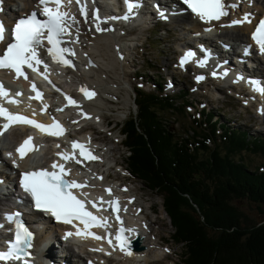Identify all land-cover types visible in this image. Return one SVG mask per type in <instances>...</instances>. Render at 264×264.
<instances>
[{"label": "trees", "instance_id": "trees-1", "mask_svg": "<svg viewBox=\"0 0 264 264\" xmlns=\"http://www.w3.org/2000/svg\"><path fill=\"white\" fill-rule=\"evenodd\" d=\"M154 83L156 92L133 89L136 113L119 127L126 169L160 196L173 228L169 239L181 246V263L264 264V218L251 223L234 203L264 205V172L230 156L240 151L264 156V139L225 124L215 135L210 112L193 117L189 134L178 137L162 115H183L187 96L160 94Z\"/></svg>", "mask_w": 264, "mask_h": 264}, {"label": "rangeland", "instance_id": "rangeland-1", "mask_svg": "<svg viewBox=\"0 0 264 264\" xmlns=\"http://www.w3.org/2000/svg\"><path fill=\"white\" fill-rule=\"evenodd\" d=\"M89 24L85 23V26ZM183 27H186V24L181 22L180 19L177 22H158L152 26L137 30L132 35H130V30L117 29V32L125 33L120 38L118 34L116 41L121 54L125 52L126 56L122 54V57L116 58V64L114 63L115 75L110 74L112 76V81L110 82H114L116 85L113 86V96H103L105 101L101 105L102 107L99 106V118L102 117L101 121L106 118L108 124L107 126H104L102 122H100L102 123L101 125L98 124L100 121L98 118L94 125L88 126L89 128L95 127V129L86 130L87 136L93 139L96 148L104 145L101 147L102 150L112 149V151L107 153L108 155L106 154V165L112 162L120 165V167L116 165L106 171L107 177H105L104 182L108 180H113L114 182L115 180L122 179L128 191L137 197L143 205L145 217L149 219H146L148 229L156 237L161 238L162 241L158 240L160 246L155 248V250L158 249L159 252H165L168 257L163 261L157 257L160 261L157 260L156 262H159L157 264H182L180 262L181 246L176 245L169 239L173 228L169 224L161 207V198L158 193L146 188L125 170L124 156L126 153L124 147L120 144L121 135L118 132V124L124 120L129 112H134L133 89L139 88L141 91L153 90V87L156 85L152 86L151 84H153V81H156L162 89L160 90L161 94L170 95L175 99L179 90L187 92L190 106L185 108V114L179 115L167 112L162 115L167 121L166 125H168L169 131H174L178 137L182 134H189V128L193 127L190 115L197 116V111L201 109L204 111L212 109L215 114L218 112L221 119L226 120L229 124L234 126L242 125L248 128V133L264 136L262 132L264 129V117H256L254 104L247 106L241 100L235 98L233 92L234 90L238 91L237 88L231 87L228 90L222 87L221 81H216V79L212 78L205 79L204 77L203 80L197 82L195 74L198 69L190 66L184 70H180L176 66V51L186 42H191L189 31L184 30ZM101 28L108 29L111 27H105L101 24ZM88 38L90 41L94 39L93 34H89ZM79 41L82 45H87V41L83 38H80ZM82 67L79 64L78 68ZM87 73L91 75L89 76L90 80L97 78L93 70L90 69ZM72 81V83L76 82ZM227 93L232 95H228ZM100 94L101 96L103 95L101 92ZM67 114L70 115V118L74 116L71 112ZM82 122L87 124L88 120L85 119ZM79 124L76 123L74 126H79ZM112 125L114 126L112 127ZM76 135L78 136V134ZM230 156L236 160H242L243 163L251 168L264 162L262 153L240 151L230 154ZM261 170H264V168H261ZM151 203L153 212H150L148 209V205ZM234 203L242 214L249 218L251 223L264 218V205H260L258 208L255 203L245 199L235 200ZM258 209H260L261 213ZM156 221L159 222L156 223ZM165 249H168V251H165ZM117 258L115 256V259L109 260L107 263L117 264Z\"/></svg>", "mask_w": 264, "mask_h": 264}, {"label": "snow or ice", "instance_id": "snow-or-ice-1", "mask_svg": "<svg viewBox=\"0 0 264 264\" xmlns=\"http://www.w3.org/2000/svg\"><path fill=\"white\" fill-rule=\"evenodd\" d=\"M129 11H132L135 7H139L138 3L130 2V0H125ZM182 2L187 6V8L197 16L203 22H211L213 20H219L221 17L228 15L227 7L224 0H182ZM71 3V0H68ZM80 3V0H77ZM64 5V0H38L36 8L39 10L31 12V14L26 17L18 19L11 31L6 28L4 23L0 21V44H3L9 37L11 42L7 43L6 47L0 50V70H8L15 74V78L23 77L28 79L25 72L22 70L24 66L36 71L35 65H41L44 62L39 59L40 49L52 57L54 62L62 63L64 66H71L69 60L63 59V54L70 51L67 48L61 47L62 37L65 34L70 35L68 31L70 25L67 23L68 19L71 18L73 21L74 17H70V14L62 10ZM235 7V5H232ZM81 15L87 16L86 6L81 5L80 7ZM162 19L167 17L161 11L159 13ZM44 17L41 19L40 17ZM94 19H98L96 14H93ZM115 19V17L111 18ZM249 14H245L240 20L232 21V25L249 23ZM99 25H97V31H104ZM210 30V29H209ZM251 39L258 46V50L261 55H264V18L260 19L255 30L251 34ZM47 41L49 47L44 48V41ZM193 53L187 52L184 57L181 58V66H183L188 58L192 56ZM198 66H203V62L199 63ZM45 71H47V65H44ZM226 74V73H225ZM215 76L216 73H213ZM203 76H197V82L203 80ZM238 79H243V77H238ZM252 85L254 91H260L264 94V85L257 86L256 82L249 81ZM32 90L36 91L35 85L32 86ZM82 92L85 93L87 98H91L94 93L87 92L86 89L82 88ZM16 95H21V93H16ZM37 97L41 94L37 91ZM8 91L5 89L2 82H0V99L7 98ZM69 102L75 105V101L71 100ZM9 102H16L14 100H9ZM46 107V106H45ZM62 111V109H58ZM0 116H3L8 123L3 127L7 129L13 123L24 122L29 125H35V127L42 130H46L45 126L40 125L33 120L26 117L20 116L18 114L10 113L2 105H0ZM54 126L59 128L58 132H49L50 135H61L64 129L59 126L58 123L54 121ZM2 134V133H0ZM32 137H28L19 147H17L16 152L19 154L20 158L23 159L27 152L36 150L35 148L28 147L29 142ZM59 147V146H58ZM73 148H80L81 155L85 156L88 160H95L97 157L91 155V153H85L84 145H80L77 142H72ZM11 156V153L8 154ZM57 155L68 162L69 160L74 161L76 164H80L81 160L77 159L75 156H70L67 153H58ZM13 166L18 167L15 160L12 161ZM53 171L47 169H39L35 171L22 172L20 174V187L22 190L31 198L33 202V207L42 212L49 213L57 221H61L65 224H73V221H79L84 227L83 229L77 228L75 233H66L65 239L73 234L78 236H83L85 238L92 237L96 240H107L111 245L112 240L109 239V234L106 233L105 236H99L90 229L93 227L107 229L109 227L107 221L108 217H98L89 211L85 204H92L93 208H97L99 211V204H107L109 208L112 209L114 213H118L120 210L118 207V201L113 199L110 201H104L103 197L98 198V201H91L87 199H80L72 191L73 189H82L87 187V182L81 184L75 180H69L65 177L71 172V169H66L64 164H57L53 162L51 165ZM59 168V173L55 170ZM106 192L111 194L110 189H105ZM81 195L87 197L86 193L81 192ZM107 210V209H104ZM21 214L19 212L6 213L4 219L9 223L14 224L13 239L11 241H6L8 245L7 249L0 251V261H12L21 260L22 257L29 256L30 253L27 249L32 247L33 233L28 229V227L20 220ZM117 220L119 216L117 215ZM2 227V225H0ZM125 231H132L131 229H119L115 234V240L119 242L120 250L124 251L126 255H132L131 251H128L129 242L126 237L122 236ZM94 251H103V249H93ZM168 251V249H165Z\"/></svg>", "mask_w": 264, "mask_h": 264}, {"label": "bare ground", "instance_id": "bare-ground-1", "mask_svg": "<svg viewBox=\"0 0 264 264\" xmlns=\"http://www.w3.org/2000/svg\"><path fill=\"white\" fill-rule=\"evenodd\" d=\"M10 1L11 0H0V7L3 10H6V13L4 15L5 18L10 13H12L13 17L21 16L25 14L27 11H29L32 8L33 4H35L36 2V0H16L20 2L21 7L17 8L16 12H10V10L7 8V5L9 4ZM16 1L14 3H16ZM225 1H226V4L232 9V11L233 9H237L239 6H242L243 10L237 13L234 17L230 16V17L218 20V21H213L211 23L212 29L213 28L215 29V34H213V37L223 38L225 39L223 40L225 42L228 40H232L234 38L235 39L234 42L236 44L248 43L245 37V33L249 29V26L244 25V24L232 25V21L240 20L242 17L245 16V14H249V17L256 16L257 11L260 8V5L264 4V0H225ZM232 5H235V7H232ZM77 10H80V7L77 8ZM152 14H154V12H152ZM70 17L75 18L74 21L71 18H69L67 21V23L70 25V31H72V34H74V31L77 30V28L81 29L82 33H81L80 38H83L85 41H87L86 46H88V48H87V52H85L86 46L82 45L81 42H80V45H78L79 55L84 59V63L80 64L83 66L81 71L75 65H72L68 69V74L67 73L63 74V72L66 71V69L62 67H58L57 69H55L56 72L63 74V75L61 76L57 75L55 76V79L59 80L60 78L64 76L68 78L71 77L70 80L77 81L78 88H84L87 90V92L94 93V95L91 98H87L85 93L75 94L73 91H71L69 95L66 93H62L61 99L63 98V96H69L71 100L76 102L75 105L71 104L70 102L64 103L63 101L58 99V96H56L55 102H56V105L58 104L57 106L60 109H63L62 113H67V111L72 110L74 113H76L77 116L84 118V119H80V122L84 121L85 119L95 122L99 118L97 116L99 115V112H98L99 106H101L103 102L105 101L103 99V96L104 97L113 96L112 90L115 84L114 82H110V81H112L111 75H115L114 63H115L116 58L119 57L118 54L120 51L118 50L119 45L116 41L117 33L115 32V30L111 28H108L104 31H97V25H99V27L101 26V23L97 21V19L96 20L92 19L90 21V25H92V29L89 25L82 26V28H80L81 25H80V22L78 21V16L77 15L74 16L70 14ZM180 19H181V22L189 23L191 30H187V31H189L190 34H194V28H196L197 26L203 27L202 22L199 20L198 17L192 18L191 16H180V17H175L173 21L177 22V20H180ZM142 25L143 24L138 26V28L142 29L143 28ZM204 26L206 27L207 25H204ZM89 34L91 35L93 34L94 39H92L91 41L88 38ZM90 43H91V46H90ZM184 46H187V44H184L183 46H181V49H183ZM65 48L71 50L72 46L70 44H66ZM231 49L232 47L229 48V50ZM200 59L204 60L202 58ZM179 60L181 59L179 58ZM196 64L198 65V63ZM199 67H202V68L205 67L207 70H209L208 67H206L205 65L199 66ZM223 67H226V65L219 67L218 70L221 71ZM90 69L93 70L95 72V75L97 76V78L94 80L89 79V76L91 75L87 73V71ZM252 71L253 70H251V72ZM197 73H201V72L198 71ZM7 78L9 77L7 76ZM215 78H220V77H215ZM232 83L235 84L236 86L243 87V85L239 84L235 80H233ZM6 85L16 90V92L14 93H11V94L8 93V97H10L11 95L22 97L21 95H16V93H18L19 90L23 88V84L21 83L16 84L15 82L9 81L8 83H6ZM54 88L56 89V91L61 92L60 86L55 85ZM236 88L240 90L239 87H236ZM244 88H245V91L242 93L236 90H234L233 93L244 104L250 103L251 99H253L254 102L258 103L255 108L256 110H258L262 106L261 102L264 101V94L260 93L259 91H254L252 87L249 85L245 86ZM36 91H39V89L36 88ZM36 91L32 90L31 91L32 93L27 98L30 101H34L37 104H42L44 99L42 97L35 96ZM100 92L103 93L102 96ZM254 94L256 95V97H254ZM5 100L6 98L0 99V102L3 107H5L4 106ZM17 113L18 112H15L14 114H17ZM40 113L42 112L40 111ZM59 114L61 115V111H59ZM0 118L4 121V124H0V133H2L0 134V137H2L5 134V132H7V135L3 137L4 144L7 145L13 140L19 141V138L22 135L21 132L24 130V125H26L27 123H25L24 125H18L17 123H13L11 124L10 127H8L7 129H4L3 126L6 123H8V121L3 116H0ZM26 118L38 119V116L31 115L30 117H26ZM70 120L72 119H69V121ZM105 121H107L106 118L102 120L103 123ZM76 122L78 121H74L73 125ZM89 125H92V124L88 123L84 125L83 127H81V131L91 129L88 127ZM69 136H72V135H69ZM78 136L81 137V135H78ZM65 140H66L65 136L61 137V141H65ZM54 144H55L54 141H44L40 143L39 148L36 151V154L39 153L41 155V157L37 159L38 165H41L42 162H46L48 157L51 158ZM110 151H112V149H107L104 151L101 148H97V152H95L93 155L97 157V159L88 160L86 158H81L80 164L75 163L76 167L83 168L84 171L86 172L85 177H83V180L88 182L86 191L97 192L98 190H100V186L102 185V182L105 179V174L103 173V171H101V168L104 165H106V162H107L106 154ZM25 160H26L25 158L22 160H19L17 164L19 165L25 162ZM12 161L10 163H12ZM6 166L9 167L7 164ZM103 187H107V185H104ZM126 192L127 194L125 198L127 199V202L134 201L135 198L132 196V194L129 193V191L127 190ZM140 208L141 206L138 204H136V206L134 207V210H130V209H127L126 207L121 206L119 208L120 210L118 211V213H114L110 217V223H111L110 227L115 228L117 231L121 228L126 229V230L131 229L132 231L123 232L122 236H128V233H131L132 235H136V234L140 235L139 242L144 246V248L140 251L131 252L132 255H126L124 251L120 250V246L116 244L113 247H110L107 251L103 250L100 252L104 254H114L115 256L119 258V262L122 264H151V263L157 264L160 262L157 257H159L161 261L167 259L168 256L166 253H161L159 252L158 249L155 250V248L160 246L158 240L162 241L161 238L156 237L154 234H152V231L149 230L148 227L146 228V231H144L145 223L141 219H139L140 213L143 214ZM150 208L152 209V206ZM137 210H140V213L139 212L137 213ZM117 215L120 218L119 220H117L116 218ZM146 219L148 218L145 217V221ZM157 222L159 221H156V223ZM153 223H155V221H153ZM47 237H48V234L44 233V239L45 238L47 239ZM80 249L84 251H90L93 249H103V248H101V246L89 247L86 244H80ZM85 257L86 259L84 261V264H91V261H94V260H96L100 264V261H102L103 259L99 255L96 256V255H91V254H85ZM157 260L159 262H156Z\"/></svg>", "mask_w": 264, "mask_h": 264}, {"label": "water", "instance_id": "water-1", "mask_svg": "<svg viewBox=\"0 0 264 264\" xmlns=\"http://www.w3.org/2000/svg\"><path fill=\"white\" fill-rule=\"evenodd\" d=\"M130 245H133L134 248H135L136 250H140V249H142V246L139 245V240H138V238H136L135 240H133V242L130 243Z\"/></svg>", "mask_w": 264, "mask_h": 264}]
</instances>
